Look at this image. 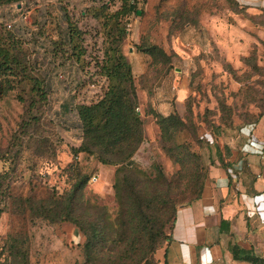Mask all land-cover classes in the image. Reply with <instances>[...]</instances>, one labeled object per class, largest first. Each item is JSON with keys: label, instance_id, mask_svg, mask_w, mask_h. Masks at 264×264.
I'll return each instance as SVG.
<instances>
[{"label": "rangeland", "instance_id": "obj_1", "mask_svg": "<svg viewBox=\"0 0 264 264\" xmlns=\"http://www.w3.org/2000/svg\"><path fill=\"white\" fill-rule=\"evenodd\" d=\"M27 1L19 42L6 25L22 13L0 2V62L17 58L0 71V264H164L173 215L196 198L218 143L264 118V9ZM115 52L131 67L144 142L104 165L79 151L78 107L110 90Z\"/></svg>", "mask_w": 264, "mask_h": 264}, {"label": "crops", "instance_id": "obj_2", "mask_svg": "<svg viewBox=\"0 0 264 264\" xmlns=\"http://www.w3.org/2000/svg\"><path fill=\"white\" fill-rule=\"evenodd\" d=\"M237 1L250 13L264 9V0ZM235 138L216 146L201 197L178 209L164 264L264 260V118Z\"/></svg>", "mask_w": 264, "mask_h": 264}, {"label": "trees", "instance_id": "obj_3", "mask_svg": "<svg viewBox=\"0 0 264 264\" xmlns=\"http://www.w3.org/2000/svg\"><path fill=\"white\" fill-rule=\"evenodd\" d=\"M1 1L5 4H16L17 6H23L24 3L28 2L27 0H0V2ZM133 9L137 11L135 7ZM67 23V34L71 36L72 34L69 33L72 32L71 23ZM6 30L10 38L19 42L18 36L21 35L22 29L18 27L16 30H9L6 27ZM151 50L156 51L157 48L153 47ZM1 53L4 63L1 64L0 62V71L3 70V68L9 69L10 58L13 63L15 62V64H17L16 56L15 58H13L14 56L10 57L6 51H2ZM104 69L106 74H109L112 79L110 90L105 93L98 103L89 106L81 105L78 107L79 118L82 122L84 134V140L79 151L97 155L99 161L104 165H119L131 160L144 142L142 123L136 112L135 105L137 94L134 89L132 71L128 62L122 55H118L115 52L110 57L109 64L107 61L105 62L103 70ZM263 116L264 111L261 113L260 117ZM207 173L208 172H202L196 198L190 203L201 197L205 180L207 179ZM177 212L178 209L173 215V224ZM66 220L71 222L74 221L68 217ZM98 229L99 228L94 225L91 227L93 236L89 238L87 247L91 246L92 240L97 239L98 236L100 237L99 234L102 229ZM170 238L171 236L169 240ZM250 261L253 264H264V260L258 257H250Z\"/></svg>", "mask_w": 264, "mask_h": 264}, {"label": "built area", "instance_id": "obj_4", "mask_svg": "<svg viewBox=\"0 0 264 264\" xmlns=\"http://www.w3.org/2000/svg\"><path fill=\"white\" fill-rule=\"evenodd\" d=\"M22 8V7H21ZM19 9V11L22 13L17 19H13L12 22L8 23L6 25L7 29L9 30H16L17 26L20 25L19 23H30L28 22L29 20H31V12L26 11V12H22V9Z\"/></svg>", "mask_w": 264, "mask_h": 264}, {"label": "water", "instance_id": "obj_5", "mask_svg": "<svg viewBox=\"0 0 264 264\" xmlns=\"http://www.w3.org/2000/svg\"><path fill=\"white\" fill-rule=\"evenodd\" d=\"M137 14H138V15H140V14H141V12H140V11H138V12H137Z\"/></svg>", "mask_w": 264, "mask_h": 264}]
</instances>
